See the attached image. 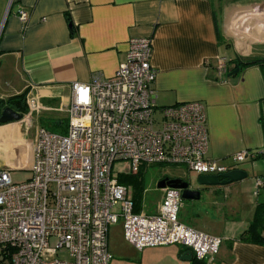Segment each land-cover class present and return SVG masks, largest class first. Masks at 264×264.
Segmentation results:
<instances>
[{
	"label": "crops",
	"instance_id": "0c3cea01",
	"mask_svg": "<svg viewBox=\"0 0 264 264\" xmlns=\"http://www.w3.org/2000/svg\"><path fill=\"white\" fill-rule=\"evenodd\" d=\"M19 10L28 12L25 25ZM132 37L151 38L157 105H204L206 157L231 167L234 153L255 154L237 167L252 168V175L199 187L218 196L212 211L227 216V209L231 216L213 227L219 234L185 223L181 214L179 221L221 238L207 264H264V243L239 238L264 202V0H0V100L25 93V101L30 95L43 107L30 127L22 120L27 111L0 124V168L31 175L37 139L29 130L36 124L66 133L71 85L112 78ZM220 56L228 58L224 76L216 70ZM255 58L261 64H246ZM257 178L262 184L255 195ZM157 193L156 209L145 214L158 212ZM140 251L136 262L145 264H191L193 257L187 260L189 250L177 244Z\"/></svg>",
	"mask_w": 264,
	"mask_h": 264
},
{
	"label": "built area",
	"instance_id": "2783aa9c",
	"mask_svg": "<svg viewBox=\"0 0 264 264\" xmlns=\"http://www.w3.org/2000/svg\"><path fill=\"white\" fill-rule=\"evenodd\" d=\"M18 18L25 25L28 12L19 10ZM151 55L150 37L130 38L112 78L71 85L66 133L38 129L30 177L14 182L10 170L0 168V264H110L108 230L118 223L138 250L177 244L205 261L218 252L221 238L179 221V189L158 188V212L149 215L134 211L131 187L118 181L152 165L218 176L255 156L236 152L231 167L206 157L204 105H157ZM227 63L217 58L218 75H225ZM26 103L22 120L30 127L43 107L30 95ZM261 184L257 178L255 195ZM62 248L70 260L58 257Z\"/></svg>",
	"mask_w": 264,
	"mask_h": 264
},
{
	"label": "rangeland",
	"instance_id": "374dc122",
	"mask_svg": "<svg viewBox=\"0 0 264 264\" xmlns=\"http://www.w3.org/2000/svg\"><path fill=\"white\" fill-rule=\"evenodd\" d=\"M37 134L38 128L35 124V126L29 130V136H32L37 139ZM243 165V163H240L237 165V167L243 168ZM115 167L118 168V165H116ZM247 169L248 175H252V168L247 167ZM9 170L12 181L14 182H22L30 176V173L27 170H22L19 168H12ZM141 170L142 192L140 205L143 212L151 213V211L156 209L158 200L157 192L159 190L156 185L161 179L180 178L184 181H189L192 186H196L197 174L192 171H189L182 165H152L145 166ZM254 171H256L255 168ZM130 187L133 191L134 188L132 187V183ZM224 194L228 195L227 191H224L223 195ZM217 197L218 196L215 193L213 194L211 190L204 189L200 191V198L198 200L182 199V204L180 206L178 216L180 217L179 214H181L185 223L197 229H202V227H206L211 233H214L215 235L219 234V230L217 231V229L215 230V228L213 227L216 224L221 223V221L231 219V216L229 215V212H227V209L224 210L227 216H225L223 213L217 215L214 211H212L210 202L213 200V198ZM193 214L198 215L197 217H195ZM211 219L213 220V223L211 222ZM50 244L51 246H54L56 244L55 238L50 239ZM108 251L110 254L112 253V259L110 260V264H145L144 262H136V257L140 255L141 251L136 249L125 239L123 234V226L121 223L109 227ZM57 255L63 260H70L69 254L64 248L57 250Z\"/></svg>",
	"mask_w": 264,
	"mask_h": 264
},
{
	"label": "trees",
	"instance_id": "16d2710c",
	"mask_svg": "<svg viewBox=\"0 0 264 264\" xmlns=\"http://www.w3.org/2000/svg\"><path fill=\"white\" fill-rule=\"evenodd\" d=\"M262 60L255 58L246 64H261ZM6 106L10 107L16 113L23 115L27 111L25 93H20L11 96L7 100H0V113ZM119 183L130 185L134 190L132 191V199L134 201V211L140 210V200L142 192V177L141 171L136 174L120 175L118 178ZM239 238L254 243H264V202L259 203L256 206L255 215L252 221L242 230L239 234ZM191 264H207L205 260H198L194 257L191 259Z\"/></svg>",
	"mask_w": 264,
	"mask_h": 264
},
{
	"label": "water",
	"instance_id": "95a60500",
	"mask_svg": "<svg viewBox=\"0 0 264 264\" xmlns=\"http://www.w3.org/2000/svg\"><path fill=\"white\" fill-rule=\"evenodd\" d=\"M237 70H235L236 72ZM22 115L16 113L10 107L6 106L0 113V124H5L11 121H18ZM247 176L246 171L242 169H232L221 175H198L196 178V186H192L189 181H184L180 178H164L159 180L157 188L170 186L181 191V198L187 200H198L200 198L199 187H210L217 185H226L233 182L245 179ZM187 260L191 258V251H187Z\"/></svg>",
	"mask_w": 264,
	"mask_h": 264
}]
</instances>
